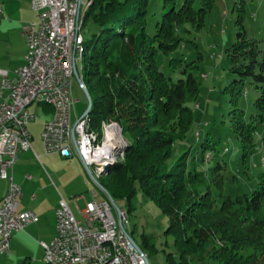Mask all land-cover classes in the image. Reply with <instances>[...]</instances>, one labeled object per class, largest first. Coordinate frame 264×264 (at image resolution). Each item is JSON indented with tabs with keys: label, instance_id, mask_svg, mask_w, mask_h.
Segmentation results:
<instances>
[{
	"label": "trees",
	"instance_id": "16d2710c",
	"mask_svg": "<svg viewBox=\"0 0 264 264\" xmlns=\"http://www.w3.org/2000/svg\"><path fill=\"white\" fill-rule=\"evenodd\" d=\"M213 6L214 0H90L85 20L93 17L96 29L87 43L83 80L92 98L91 123L99 130L104 120L118 121L129 143L124 160L101 185L130 199L140 181L169 217L167 233L175 237L174 249L166 253L169 264H264V177L255 189L232 196L225 192L223 173L212 169L209 182L188 160L191 150L171 162L175 146L194 124L187 98L198 100L201 94V82L191 71L199 65L184 53L173 54L186 43L198 45L185 32L202 30ZM263 42L243 27L225 50L234 79L224 91L246 163L264 123ZM250 89L257 94L253 104ZM214 139L211 133L204 139L200 161H206L208 150L220 153Z\"/></svg>",
	"mask_w": 264,
	"mask_h": 264
},
{
	"label": "rangeland",
	"instance_id": "374dc122",
	"mask_svg": "<svg viewBox=\"0 0 264 264\" xmlns=\"http://www.w3.org/2000/svg\"><path fill=\"white\" fill-rule=\"evenodd\" d=\"M87 2L88 0H83L82 11L84 14L89 7L86 5ZM28 5V0H0V69H8L11 76H14L17 66L27 62L21 63L26 52V39L22 36V26L27 22L26 17L31 15ZM241 17L242 24L239 23ZM243 27L252 37L264 39V0H214V6L207 15L206 26L200 31L192 29L190 32H185L187 37L196 38L198 45L194 46L191 42L186 43L173 54L180 56L184 53L187 61H194L199 65L198 68L191 71L201 82V94L198 100L192 96L187 98L188 105L193 108L195 113L194 124L188 138L179 141L175 146L171 162L191 150L188 160L198 164L197 168L206 173L204 175L209 179V182H211L213 170L219 174L223 173L226 179L225 192L232 196L255 189L260 182V177H264V123H261L258 128V147L252 152L246 163L242 160L241 143L231 128L230 95L224 91L226 85L234 79L229 71L225 50L236 41L237 33ZM95 29L94 18L89 17L82 29L86 43L90 41ZM88 56L89 52L87 51L85 57L79 62L83 75H85V69L82 67ZM199 56H201L200 60ZM163 61L167 63L163 69L170 73L168 60ZM183 68H186V65ZM180 75L185 74H174L175 78ZM73 96L75 99L73 120L75 122L85 113L90 104L77 75L73 79ZM256 98V92L250 89L251 104ZM44 109V105L37 103L29 107L31 113L37 117L29 125L38 141L45 124L52 118ZM209 133L215 138L213 141L218 142L220 153L208 150L206 161L202 162L200 161L204 155L202 144ZM212 154V160H210ZM33 155L37 158L36 162L40 166L46 167L48 170L51 169L49 167L52 164H49L45 159H40L37 152H33ZM225 162L228 163V167ZM53 166L55 170L59 171V176H53L51 179L53 185L47 189L49 198L52 201L64 196L76 216L81 218L82 215L78 211L73 196L83 197L79 204L84 208L86 202L94 197L95 191L102 194V187L92 178L82 163L69 165L67 162L61 161ZM190 166L194 167L193 164ZM234 175H237L239 179L228 182ZM100 183L108 184V178L104 177ZM135 186L137 192L130 199L120 197L118 194L114 195L118 206L128 211L130 222L128 231L137 244L144 247L149 253L152 264H169L166 253L174 249L175 243V237L167 233L170 225L169 217L152 198L145 194L139 180L136 181ZM216 190L219 191V189ZM147 237H150L152 244L146 240ZM178 257L177 254L176 258ZM0 264L51 263L45 259V253L41 258H27V254L18 256L11 246L9 253L0 254Z\"/></svg>",
	"mask_w": 264,
	"mask_h": 264
},
{
	"label": "built area",
	"instance_id": "2783aa9c",
	"mask_svg": "<svg viewBox=\"0 0 264 264\" xmlns=\"http://www.w3.org/2000/svg\"><path fill=\"white\" fill-rule=\"evenodd\" d=\"M83 1L81 3L82 7ZM36 20L22 26L28 51L26 64L16 68L14 76L0 69L2 87L9 92L0 105V179L11 182V191L0 201V254L11 250L14 231L25 229L40 217L34 210L21 211L22 186L15 181L14 167L22 152H31L33 134L29 127L35 116L29 107L38 98L51 95L57 98L58 109L42 133L47 152L58 151L63 156L79 155L92 178L97 169L87 159L84 117L73 120L75 99L73 79L77 44L81 35L78 0H33ZM116 142L124 141L122 130L116 126ZM98 182V181H97ZM82 196H73L82 217L76 216L67 199L62 196L57 208V235L45 245V259H59L66 264H148L125 230L123 222L113 217L115 202L109 195H96L82 208ZM119 207V206H117ZM102 237H115L121 243L120 258H112L108 249L101 248Z\"/></svg>",
	"mask_w": 264,
	"mask_h": 264
},
{
	"label": "crops",
	"instance_id": "0c3cea01",
	"mask_svg": "<svg viewBox=\"0 0 264 264\" xmlns=\"http://www.w3.org/2000/svg\"><path fill=\"white\" fill-rule=\"evenodd\" d=\"M28 1V7L31 10L29 13H31V15L26 17V23H28L30 20H36V12L33 8V0ZM25 50L26 52L21 63L26 61L25 55L28 51L27 42L25 43ZM23 64L17 66V68L23 66ZM8 92V89L2 87V78L0 77V105L3 101V97L7 95ZM38 105L45 106L44 110L52 117L50 119V121H52L54 118V109L47 104ZM34 116V120H36L37 117L36 115ZM32 134V144L34 150L31 152H22L20 154V158L14 167V178L15 181L18 182L23 188V195L20 198L19 209L21 211L34 210L38 213L40 219L37 222L29 223L23 230L14 231L11 246L13 247V250L16 251L18 256L27 254V258H41L43 253H45V245L51 243V241L57 235V207L59 206L61 199L56 198V200L51 201L47 193V189L51 188L53 185L51 180L52 177L59 176V171L55 170L53 164L62 161L67 162L69 165H75L76 163H82L85 167L86 165L79 155L66 157L58 151L47 152L43 143L42 134L39 141L33 132ZM40 144L42 145L40 146ZM33 152H37L40 159H45L49 164H52L49 167L51 169L48 170L46 167L44 168L40 166L36 162L37 158L33 155ZM8 185L9 183L7 180L0 179V201L7 194Z\"/></svg>",
	"mask_w": 264,
	"mask_h": 264
},
{
	"label": "bare ground",
	"instance_id": "6f19581e",
	"mask_svg": "<svg viewBox=\"0 0 264 264\" xmlns=\"http://www.w3.org/2000/svg\"><path fill=\"white\" fill-rule=\"evenodd\" d=\"M89 4L90 0H88L86 5L88 6ZM85 23V14L83 13L81 7V23L78 24V31L81 37L79 39V43L77 44V59L75 60V75H77L79 80H83V74L81 73L79 62L85 57L87 52V43L82 32ZM82 68L84 69V66ZM38 104H47L53 109H58L57 98L51 97V95H44V97L38 98ZM116 126L122 130V137L124 141L121 143L116 142L115 125L110 124V120H104L100 129L96 130L92 126L90 112L84 117L86 145H88L87 159L90 162V165L97 169L96 179L103 189L101 195H105V192H107L109 200H113L115 203V197L104 189L100 180L111 170V168L115 167L124 160L125 151L129 145L123 134V128L118 121H116ZM8 183L9 188L7 192L11 191V182ZM96 195L100 194L96 192ZM4 200L5 196L1 201ZM123 212L126 216L125 230H128V227H130L129 215L124 208ZM123 212L120 207H113V217L116 222H123ZM129 235L130 239L134 243V250L140 252L143 258L148 262V260H150L149 253L141 246L138 247L137 242L134 240L130 232ZM101 248L108 249L112 258H120L121 243L119 240H116L115 237H102ZM47 262L51 264H66L59 259H47Z\"/></svg>",
	"mask_w": 264,
	"mask_h": 264
},
{
	"label": "water",
	"instance_id": "95a60500",
	"mask_svg": "<svg viewBox=\"0 0 264 264\" xmlns=\"http://www.w3.org/2000/svg\"><path fill=\"white\" fill-rule=\"evenodd\" d=\"M82 1H83V0H78V2H79V14H80V11H81V3H82ZM80 84H81L82 88L84 89V91L86 92V94H87V96H88V98H89V101H90V104H89L88 109H87V110L85 111V113L81 116V117L83 118V117H85V116L91 111V109H92V105H93V104H92L91 94H90V92H89V89H88L87 86L85 85V82H84L83 80H80ZM104 189H105V188H104ZM115 206L117 207L118 204L115 203ZM128 234H129V232H128ZM138 247H139V245H138ZM140 249H141V248H140ZM148 264H152L150 260H148Z\"/></svg>",
	"mask_w": 264,
	"mask_h": 264
}]
</instances>
